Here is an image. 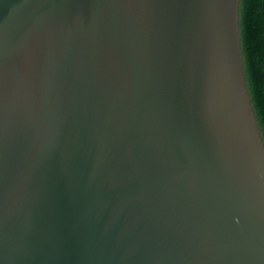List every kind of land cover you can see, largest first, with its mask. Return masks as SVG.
<instances>
[{
  "label": "water",
  "instance_id": "95a60500",
  "mask_svg": "<svg viewBox=\"0 0 264 264\" xmlns=\"http://www.w3.org/2000/svg\"><path fill=\"white\" fill-rule=\"evenodd\" d=\"M240 1L0 0V264H264Z\"/></svg>",
  "mask_w": 264,
  "mask_h": 264
},
{
  "label": "trees",
  "instance_id": "16d2710c",
  "mask_svg": "<svg viewBox=\"0 0 264 264\" xmlns=\"http://www.w3.org/2000/svg\"><path fill=\"white\" fill-rule=\"evenodd\" d=\"M239 13L245 74L264 138V0H241Z\"/></svg>",
  "mask_w": 264,
  "mask_h": 264
}]
</instances>
